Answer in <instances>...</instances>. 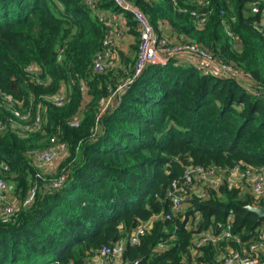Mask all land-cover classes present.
Wrapping results in <instances>:
<instances>
[{
	"label": "trees",
	"instance_id": "trees-1",
	"mask_svg": "<svg viewBox=\"0 0 264 264\" xmlns=\"http://www.w3.org/2000/svg\"><path fill=\"white\" fill-rule=\"evenodd\" d=\"M92 1L95 9L84 0H0V119L6 125L0 163L8 167L3 175L16 202L10 219L0 221V264H84L121 239L122 264H218L225 254L242 253L264 229V217L246 206L264 207V199L226 174L237 167L246 179L248 170L264 166V38L254 27L260 13H251L250 0H209L205 7L188 0H129L158 35L167 23L178 41L241 69L252 83L248 89L235 77L205 74L175 56L133 76L136 54L117 56L113 46L104 70L95 72L93 60L110 35L106 11L124 14L136 49L139 33L130 12L112 0ZM193 10L206 14L203 23ZM32 64L46 84L26 71ZM70 78L86 81L88 98ZM61 81L68 91L56 105L46 96ZM14 109L32 119H20ZM77 113L78 126H70ZM36 114L41 125L35 130L21 135L11 128L13 121L32 125ZM51 137L65 143V154L52 174L37 177L34 156ZM195 166L215 167L220 181H208L203 195L186 185V206L174 211L166 197L171 182L184 186L183 174ZM62 174L60 185L52 186ZM33 184V201L23 206ZM229 211L230 231L239 241L197 246L200 233L219 234ZM142 223L146 229L133 244L129 235Z\"/></svg>",
	"mask_w": 264,
	"mask_h": 264
},
{
	"label": "built area",
	"instance_id": "built-area-1",
	"mask_svg": "<svg viewBox=\"0 0 264 264\" xmlns=\"http://www.w3.org/2000/svg\"><path fill=\"white\" fill-rule=\"evenodd\" d=\"M115 5L121 10L130 12L132 17L136 23L137 31L139 33V43L136 52V58L134 62L133 68V76L139 75L145 66L150 63H164L168 57L175 56L179 58V54H188L200 58L203 60L205 65H196L203 73L205 74H214L218 76H232L235 77L239 82H241L246 88L251 89V81L241 69L234 67L233 65H227L221 63L217 59H215L212 55L208 53L207 50L200 48L198 45L194 43H188L183 41L172 42L166 36L158 35L153 29L152 25L148 21V18L145 14L135 6L129 0H112ZM86 4L90 6V8L95 9V4L92 0H84ZM188 2L194 3L197 6L205 7L209 4V0H188ZM250 10L252 14L260 13L259 18H257L254 22V27L256 30L262 35L264 38V0H250ZM191 14L195 16L198 22L203 23L205 21L206 14L202 12H197L196 10L191 11ZM104 48L96 55L93 60V70L95 72H102L104 70V66L106 61L111 56L110 47L114 46V38L108 35L104 39ZM33 66L37 69L33 70ZM27 72L34 75L37 83L46 84L47 80L40 77V69L36 65H31L26 69ZM133 76L127 77L124 81L117 86L116 91H123V88L126 84L130 83L133 79ZM80 85V91L83 95L84 100L88 98V87L87 83L82 78H76ZM75 78H70L69 82L74 83ZM68 91V84L64 81L60 83V89L54 95H48L46 98L52 101L56 105H62L64 103V99L66 96V92ZM7 102H11L10 98H6ZM109 98L105 104L109 102ZM15 116L19 117L22 120L30 121L32 119L29 112L22 113L18 109L12 110ZM80 121V114L77 113L72 119L69 121L70 126H78ZM32 125L28 123H16L15 121L10 124L11 128L18 132L19 134H25L29 130H35L37 126L41 125V117L39 114H36L32 120ZM6 130L5 123L0 119V132ZM66 145L63 142H57L55 137L50 138V146L45 150L39 151L34 156V162L39 168V172L36 173L37 177H41L44 175H50L54 172L55 168H53L52 163L56 160V158L63 154H65ZM61 160V159H60ZM8 167L4 163H0V204H2V209L0 212V221L7 222L10 217L14 214L15 207L12 206L8 201L7 197L10 192V184L7 179L4 177L5 171H7ZM42 169H45L42 171ZM228 176H241L237 167H233L228 171ZM247 183H249L251 192L257 198L264 199V166L259 169L248 170ZM201 175L206 181H210L212 178H217L220 174V170H217L215 167L204 168L202 166H195L189 170H187L183 174V183L182 186L179 183V180L174 179L171 182L170 189L166 193V197L170 199L171 206L174 211L180 210L183 206V200L186 196L185 186H192L194 176ZM231 174V175H229ZM242 177H244L242 175ZM64 175L58 176L56 179H52V186H59L63 181ZM240 186L243 185L242 182L237 183ZM36 185L33 184L32 187L28 190L26 196L22 201L23 206L29 205L35 196ZM12 194V192H10ZM169 217V215H166ZM195 219H198V215L195 216ZM233 222L232 219V211H229V216L227 218L226 225L219 234L213 235L209 231L200 233V237L198 240H194L195 244L199 246L201 243L212 240L213 242H218L223 239L235 238L236 241L239 239L232 235L230 228ZM146 229V224L142 223L138 225L129 235V240L131 243L135 244L138 242L139 236ZM125 240L121 239L118 242H115L110 245L102 246L96 253L93 259L85 261L84 264H122L121 256L124 249ZM160 248L163 247V244H159ZM264 254V229H260L256 235V238L253 240H249L246 243V247L244 248L242 253L237 251H232L229 254H225L221 256L218 264H262V255ZM123 264H130L128 262Z\"/></svg>",
	"mask_w": 264,
	"mask_h": 264
},
{
	"label": "crops",
	"instance_id": "crops-1",
	"mask_svg": "<svg viewBox=\"0 0 264 264\" xmlns=\"http://www.w3.org/2000/svg\"><path fill=\"white\" fill-rule=\"evenodd\" d=\"M153 1H158V0H153ZM104 15L108 16L110 18V36L114 38V46L112 47L116 55L118 56L119 54L122 56H127L130 58H134L136 54V46H137V40L135 36H133L127 29L126 27V21L124 14L121 12H108L106 11ZM160 32L163 36H166L170 41L172 42H177L180 37L175 35V33L172 31V28L167 24L164 23L160 26ZM179 60L183 63H193L195 65H205L203 60L200 58H197L192 55L188 54H179ZM113 65L115 67L120 66V61L119 58L115 59L113 61ZM229 173V172H228ZM231 175V174H229ZM229 182L231 181V178H235L238 183L242 181L244 177L240 176L241 178L237 179L235 175H232L231 177L226 174ZM195 178H197V181L195 184L190 186V191L191 193L197 194V195H203L204 194V189H205V178H203L201 175H195ZM218 179L220 180V174L218 176ZM245 181H249L247 178ZM194 181V180H193ZM214 181V180H211ZM217 184V183H216ZM244 188H249V183H243ZM10 192H12V189L10 188ZM11 196L14 197L13 192ZM13 199V198H12ZM15 200V199H14ZM9 202H11L9 200ZM12 203V202H11ZM264 264V263H262Z\"/></svg>",
	"mask_w": 264,
	"mask_h": 264
},
{
	"label": "rangeland",
	"instance_id": "rangeland-1",
	"mask_svg": "<svg viewBox=\"0 0 264 264\" xmlns=\"http://www.w3.org/2000/svg\"><path fill=\"white\" fill-rule=\"evenodd\" d=\"M36 69H37V68H36L35 66H33V70H36ZM60 159H61V155H59V156L56 158V160L52 163L51 166H53V168L56 169V166L58 165V162L60 161ZM44 170H45V169H42V171H44ZM197 178H198V177H197ZM197 178L194 177L193 184H195L196 182H198V181H197ZM236 178L239 179V178H241V177H240V176H236ZM211 180H214V181H212V182L215 183V184L218 183V182L220 181V180L218 179V177H217V178H212ZM211 180H210V181H211ZM205 181H206V180H205ZM230 182H232V184H233V183H236V184L238 183L237 180H236L235 178H233V177L231 178V181H230ZM205 183H208V181H206ZM193 184H192V185H193ZM191 194H193V193H191ZM12 198H13V199H12ZM14 199H15V197L11 196V194H10V192H9L8 197H7V201L9 202V200H10L12 203H11V202H9V203H10L12 206L15 207V206H16V202H15ZM184 206H186V205H184ZM184 206H183V208H185ZM0 207H2V204H0ZM182 210H183V209H182Z\"/></svg>",
	"mask_w": 264,
	"mask_h": 264
},
{
	"label": "water",
	"instance_id": "water-1",
	"mask_svg": "<svg viewBox=\"0 0 264 264\" xmlns=\"http://www.w3.org/2000/svg\"><path fill=\"white\" fill-rule=\"evenodd\" d=\"M246 209H248L249 211L255 213L258 217H264V207L262 206H251V205H247ZM136 262H130V264H135Z\"/></svg>",
	"mask_w": 264,
	"mask_h": 264
}]
</instances>
